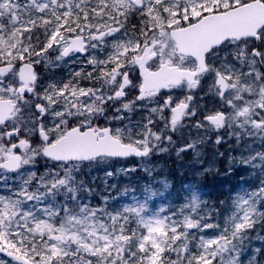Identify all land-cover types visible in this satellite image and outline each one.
<instances>
[{
    "label": "snow or ice",
    "instance_id": "snow-or-ice-1",
    "mask_svg": "<svg viewBox=\"0 0 264 264\" xmlns=\"http://www.w3.org/2000/svg\"><path fill=\"white\" fill-rule=\"evenodd\" d=\"M201 145L252 177L219 206L195 184L167 213L150 186L92 203L93 169L190 151L194 166ZM0 254L264 264V0H0Z\"/></svg>",
    "mask_w": 264,
    "mask_h": 264
},
{
    "label": "rangeland",
    "instance_id": "rangeland-1",
    "mask_svg": "<svg viewBox=\"0 0 264 264\" xmlns=\"http://www.w3.org/2000/svg\"><path fill=\"white\" fill-rule=\"evenodd\" d=\"M56 69L51 70V74L55 75L57 78L61 77L60 74H56L55 73ZM136 119H139V117H136ZM213 152L211 151L208 154H203L201 157V162L196 163L193 166V159L191 160V163L187 166L185 165V163H183L182 161L179 162V165L177 166V171L179 173H182L183 170L187 169L188 174L190 177H200L201 174L200 172L203 171L204 168H207L209 166L212 167V169H215L217 167V165H219V169H221L223 172H221L220 174H218L219 177H225L226 176V168H227V159L226 158H222L223 159V163L219 162V156L217 154V159L215 162H213ZM110 167H108V171H110L109 169ZM122 168H129L125 165H116V169L114 171V173H117V179L114 182L112 180V177L110 178H105L104 176V171H103V167L100 169H93L91 174L87 176V179L90 183H94V187L96 188V193L94 195V197L91 198L92 203L93 204H97L99 203L98 201V197L101 200V196H112L114 197V199L118 198V196H126L125 198H123L122 200H119L120 204H124V203H129L128 199H130L132 202L133 201V196L139 198V193L137 191H134V188L131 187L129 188L128 184L129 182L132 180L128 174H125L123 172H119V169ZM132 168V167H130ZM199 170V171H197ZM234 174V179L236 184L238 185L237 188L235 189V191L233 192L232 196H234L236 194L237 191H239V189H241V183L238 182L237 179V175L238 174H244V178H250L252 179V177L249 176L248 173H244L241 171H235L233 172ZM93 177H95V181L93 182ZM106 183H107V187H106ZM216 185L217 188H214ZM114 186V187H113ZM211 187L213 189V191H217L219 184L217 181H213L211 183ZM125 189H128V192L125 193ZM214 199H216V196H213ZM112 202V201H110ZM255 243H259L258 241H256Z\"/></svg>",
    "mask_w": 264,
    "mask_h": 264
},
{
    "label": "trees",
    "instance_id": "trees-1",
    "mask_svg": "<svg viewBox=\"0 0 264 264\" xmlns=\"http://www.w3.org/2000/svg\"><path fill=\"white\" fill-rule=\"evenodd\" d=\"M214 188H217L216 185H215ZM218 188H219V187H218ZM217 191H218V189H217ZM217 191H213V196H216V192H217Z\"/></svg>",
    "mask_w": 264,
    "mask_h": 264
}]
</instances>
